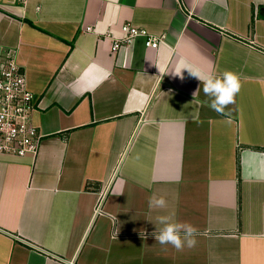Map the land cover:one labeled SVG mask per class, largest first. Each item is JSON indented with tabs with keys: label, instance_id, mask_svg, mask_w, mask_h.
Segmentation results:
<instances>
[{
	"label": "crops",
	"instance_id": "obj_1",
	"mask_svg": "<svg viewBox=\"0 0 264 264\" xmlns=\"http://www.w3.org/2000/svg\"><path fill=\"white\" fill-rule=\"evenodd\" d=\"M125 24L164 39L112 53ZM8 52L43 138L0 155V264H264V0H0ZM224 70L217 112L190 72Z\"/></svg>",
	"mask_w": 264,
	"mask_h": 264
},
{
	"label": "built area",
	"instance_id": "obj_2",
	"mask_svg": "<svg viewBox=\"0 0 264 264\" xmlns=\"http://www.w3.org/2000/svg\"><path fill=\"white\" fill-rule=\"evenodd\" d=\"M123 37L115 39L111 52L143 39L146 48L156 49L164 35L156 37L130 24L122 26ZM36 99L28 88L24 71L12 52L0 58V155L22 158L35 156L42 134L33 122Z\"/></svg>",
	"mask_w": 264,
	"mask_h": 264
},
{
	"label": "clouds",
	"instance_id": "obj_3",
	"mask_svg": "<svg viewBox=\"0 0 264 264\" xmlns=\"http://www.w3.org/2000/svg\"><path fill=\"white\" fill-rule=\"evenodd\" d=\"M190 73L203 83L204 93L212 98L209 106L217 112H223L225 106L233 103L240 90L239 76L230 70H224L220 75L214 71ZM166 203L163 196L153 194L149 198V207L162 209ZM157 221L160 227L152 235L160 244H171L176 249H181L185 244L188 247L195 245L197 230L191 224L173 222L172 215H160Z\"/></svg>",
	"mask_w": 264,
	"mask_h": 264
}]
</instances>
